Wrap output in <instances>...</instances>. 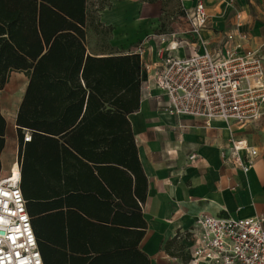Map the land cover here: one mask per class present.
I'll list each match as a JSON object with an SVG mask.
<instances>
[{"label": "trees", "instance_id": "obj_1", "mask_svg": "<svg viewBox=\"0 0 264 264\" xmlns=\"http://www.w3.org/2000/svg\"><path fill=\"white\" fill-rule=\"evenodd\" d=\"M13 72L28 78L20 187L43 264H150L139 249L147 177L128 120L139 55H87L86 0H0V91ZM5 130L0 112V154ZM179 241L164 252L185 263Z\"/></svg>", "mask_w": 264, "mask_h": 264}, {"label": "crops", "instance_id": "obj_2", "mask_svg": "<svg viewBox=\"0 0 264 264\" xmlns=\"http://www.w3.org/2000/svg\"><path fill=\"white\" fill-rule=\"evenodd\" d=\"M196 1L86 0L87 55L137 54L141 60L139 109L128 120L147 177V229L139 249L150 264H188L165 254L164 244L178 236L189 254L200 215L264 217V118L245 126L177 118L165 111L166 98L153 85L165 58L218 54L230 35L235 43L245 35L244 50L264 55V0H202L208 20L198 36L187 18ZM27 85L24 73L13 72L0 91L6 122L1 175L19 159L16 117ZM231 133L257 152L246 174L228 158Z\"/></svg>", "mask_w": 264, "mask_h": 264}, {"label": "built area", "instance_id": "obj_3", "mask_svg": "<svg viewBox=\"0 0 264 264\" xmlns=\"http://www.w3.org/2000/svg\"><path fill=\"white\" fill-rule=\"evenodd\" d=\"M190 32L204 29L208 14L197 0L187 14ZM227 36L221 52L191 53L168 57L153 85L166 98L165 111L177 118L199 119L245 126L264 118V55L244 50ZM228 158L246 174L257 152L245 141L232 137ZM30 132L23 131V142ZM21 169L16 158L0 174V264H43L21 192ZM188 264H264V217L246 219L200 215L191 231Z\"/></svg>", "mask_w": 264, "mask_h": 264}]
</instances>
